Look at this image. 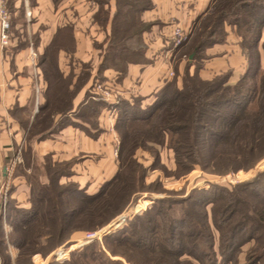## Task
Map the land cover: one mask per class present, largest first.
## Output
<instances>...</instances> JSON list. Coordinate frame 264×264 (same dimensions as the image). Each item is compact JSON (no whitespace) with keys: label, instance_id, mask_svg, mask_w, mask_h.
<instances>
[{"label":"trees","instance_id":"16d2710c","mask_svg":"<svg viewBox=\"0 0 264 264\" xmlns=\"http://www.w3.org/2000/svg\"><path fill=\"white\" fill-rule=\"evenodd\" d=\"M150 5V0L115 1L110 32L97 75L91 83L103 81L105 69L112 68L123 74L129 62L143 59L142 33L149 24L142 22L140 14ZM7 9L11 41L13 11L10 0H7ZM226 24L234 27L239 37L246 59L245 71L235 82L229 81V71L203 79L198 71L207 58L205 49L225 41ZM263 27L264 0H214L198 19L186 46L178 54L187 60L193 53L184 66L181 85L177 86L174 76L155 93L153 102L147 106H142L138 97L132 101L119 98L114 105L117 111L114 129L119 147L117 170L112 178L103 182L95 193L88 194L73 182H59L61 176L70 174L71 162H46L43 168L46 182H41L39 175H28L30 206L17 207L12 202L13 205L7 207L10 212L4 216L0 212V264L10 262L8 244L19 249L18 257L37 252L26 248L30 238L42 237L38 232L29 235L34 222L43 221L45 227L51 226L50 231L62 241L66 233L98 228L116 216L127 204L130 193L137 192L133 188L136 175L143 183L147 177L148 167L135 159L137 148L149 150L156 160L149 168H154L157 162L161 163L155 144L164 146L167 141L179 175L196 165L212 173L225 174L251 168L263 158ZM68 30L66 25V35H69ZM60 47L61 44L50 43L37 56V65L42 69L47 86L45 102L26 128L28 141L33 137L44 138L57 130L65 123L63 117L67 118L68 113L87 123L90 129H98L96 117L106 103L93 98L90 84L84 101L76 110L72 109L71 100L87 81L89 72L83 70L86 68L83 65L73 88L68 89L74 73L63 78L59 72L56 54ZM255 99L257 107L251 110L249 104ZM12 114L20 124L27 125L21 109ZM56 115L60 116L58 123L54 121ZM24 159L29 164L28 152L24 153ZM133 165L142 171L136 172ZM157 181L160 183L158 178ZM121 194L126 198L120 205H114L112 201ZM148 199L150 202L153 198ZM137 205L136 201L133 212L137 211ZM105 211L108 215L102 217ZM4 222L12 230L7 235ZM16 232L20 233V238H15ZM49 235L48 240H51L53 236ZM95 243L73 251L59 264H121L119 259L110 256H120L132 264H217L220 261L227 264L236 261L235 254L245 243H252L247 262L264 264V171L231 188L211 184L208 189L193 188L184 196L155 198L151 206L127 219L124 226L104 235L101 245ZM64 252L58 250L56 256Z\"/></svg>","mask_w":264,"mask_h":264},{"label":"crops","instance_id":"0c3cea01","mask_svg":"<svg viewBox=\"0 0 264 264\" xmlns=\"http://www.w3.org/2000/svg\"><path fill=\"white\" fill-rule=\"evenodd\" d=\"M115 1L10 0L12 39L9 46L0 48V167L11 158L17 159L16 166L20 172L13 178L14 191L9 195L17 207L30 206L28 172L38 170L40 181L46 182L43 168L48 161L51 164L71 162L70 174L61 176L59 182H73L88 194L95 193L103 182L112 178L117 170L114 157L117 144H112L117 136L113 129L117 114L114 105L119 98L132 101L138 97L141 105L147 106L153 102L155 93L173 76H176L177 86L181 85V74L193 53L187 60L183 55L178 57L188 41L178 48L179 51H173L170 40L172 30L178 26L191 33L214 0H150V7L140 14L142 22L149 24L142 33L145 46L143 59L129 62L123 74L112 68L102 72L103 81L107 84L110 81L115 86L116 99H103L93 94L94 99L106 103L96 117L98 129H90L87 123L68 113L67 118L63 117L65 123L57 130L44 138L33 137L28 141L26 128L30 126L38 107L45 102L47 86L42 69L37 65V56L50 43L61 44L56 54L57 68L63 78L74 73L68 89L73 88L82 66L86 65L84 69L89 72L88 79L71 100L72 109L76 110L97 75L110 32ZM26 9L31 12L30 21L26 18ZM66 25L70 29L69 35L64 32ZM225 31L223 43L205 49L207 58L198 71L203 79L229 71L230 82H235L245 71L246 59L235 29L226 24ZM32 52L36 54L35 60L31 59ZM192 70L191 66L190 72ZM19 109L28 121L26 126L12 114ZM54 121L58 123L60 116H54ZM26 152L29 153V164L24 159Z\"/></svg>","mask_w":264,"mask_h":264},{"label":"rangeland","instance_id":"374dc122","mask_svg":"<svg viewBox=\"0 0 264 264\" xmlns=\"http://www.w3.org/2000/svg\"><path fill=\"white\" fill-rule=\"evenodd\" d=\"M30 19H31V15H30L29 20L28 19L27 20L30 21ZM184 31L187 33L188 36H190L189 31H186V30ZM185 43H183L182 45H184ZM171 46H172V43H171ZM178 48L175 50L173 49V51H176V52L179 51ZM229 81H230V78H229ZM98 85H102V87L105 88L111 94V97L112 98L114 97V99H116V96L118 94H116V90L114 89L115 86L113 84L111 85L110 81H109V84H107L105 81L98 82V80L94 83H91L89 87L90 94L91 93L94 94V91L96 92V87ZM170 89H172V86H170ZM154 98H155V95H154ZM256 107H257V102L255 99L249 104V108L253 110V109H256ZM113 129H114V124H113ZM112 144L114 145L117 144L116 149H115V155H114L116 162H117L118 147H119L118 135L114 139V142L112 141ZM163 145L164 146L155 144V147L160 150L159 152L161 155L160 157L161 163L157 162V165H155L154 168H149L150 165L156 164V160H154L153 156L150 155L149 150L141 149V148H137L135 150L134 155H135L136 161L142 163L144 167H148L147 168L148 177H146L143 183L140 181V179L137 178V175H136V180L133 185L134 186L133 188L137 192L134 194L133 192L130 193L128 197V202L124 206V208H122L117 213L116 216L112 217L106 223H104V225L98 227L102 229L107 228L105 235L110 234L113 231L124 226L127 219L132 218L133 215H136L140 213L141 211H143L144 209H146L148 207L147 205L151 206L153 202L152 201L149 202L148 198H153L152 200L158 197L175 198L180 195L184 196L187 192H189L193 188L208 189L211 184L219 185L224 188H231L234 185L241 184L242 182H247V181L252 180L258 173L264 171V157H263L259 161H257V163L251 168L239 169L237 171L227 172L225 174L212 173L208 171L207 169H202L200 166L196 165L190 171L186 173L184 172V174L179 175V172L175 164V160H174L173 150L168 147L167 141ZM16 165H17V161L16 163H14L13 158H11V160H9L6 164H2L0 167V206H1V202L5 201L4 213L2 210H0L3 216L5 215L6 212H10V210L7 207L12 206L14 204V203L12 204L13 201H11L9 194L11 195L14 191V185H13L14 176L20 172V170L18 169ZM133 167L136 170V172L142 171V169L137 165H133ZM3 168H5V171H4V174H1V172L3 173ZM37 173H38V170H30L28 172L29 175L30 174L38 175ZM157 178L160 180V183L157 181ZM129 187H130L129 189L132 188L131 186ZM126 193L128 192L126 191ZM124 198H126L124 194H121L115 197L114 202L112 201V203H114V205H117V204L120 205ZM9 200L11 201L10 204L7 203V201ZM136 201L138 203V205L136 206L137 211L135 210L136 212H133L132 206L134 205V203H136ZM6 208H7V211H6ZM107 215H108V212L105 211L102 213L101 216L105 217ZM122 218H124V220H121ZM119 221L120 223L116 224V222H119ZM42 222L43 221H40L38 223L34 222L35 225L31 226V234H29V235H32V232H35V233L38 232V233H41L42 237L38 239L36 238L34 240L33 238L32 239L30 238V242L26 244V248H28L29 250H33V251L37 250V252L32 254L31 256H26L25 254H21L18 257L19 249L11 244H8L7 251H8V256L10 258V262H8V264H54V263L59 264L60 262L67 260L73 251H77L81 249L83 246L91 242L96 241L97 244L96 243L95 244L98 246L101 245L103 242V236L98 241L94 240V241L86 242L84 240L86 232L98 230V228L87 229V230H76L68 234L66 233L63 235L64 239L61 241L59 240L58 235L56 233H52V231H50L51 226H48L47 228L43 225ZM3 228H4L6 235L11 233L12 231L11 227L6 222H4ZM49 234L53 236L51 240H48V236H50ZM13 235L15 236V238L16 237L20 238L19 232H16ZM74 235H76V237H73ZM251 246H252V243H245L244 245H242L239 248V250H237V253L235 254L236 261L233 263H227V264H251V262L248 263L246 260L247 253L249 252ZM61 249L65 250V252L60 253L57 257L56 252H58V250H61ZM110 257L115 260L119 259L121 261V264H132V263L127 262L124 258L120 256H110ZM217 264H226V263H222V261H220Z\"/></svg>","mask_w":264,"mask_h":264},{"label":"built area","instance_id":"2783aa9c","mask_svg":"<svg viewBox=\"0 0 264 264\" xmlns=\"http://www.w3.org/2000/svg\"><path fill=\"white\" fill-rule=\"evenodd\" d=\"M26 18L29 20L31 12L30 10H25ZM10 13L7 9V2L6 0H0V48L4 49L10 44ZM187 33L180 27L175 26L172 30L171 34V43H172V49H177L180 47L183 43H185L188 40ZM36 54L34 52L31 53V59L35 60ZM36 91H38L36 89ZM99 97L103 99H108L111 97V94L102 87V85H98L96 87V92L94 91ZM37 103V101H36ZM17 159H14V163H16ZM4 207H5V201L1 202L0 210L4 213ZM107 229V228H106ZM106 229L98 228V230L90 231L85 233L84 240L86 242L88 241H94V240H100L102 236L105 235Z\"/></svg>","mask_w":264,"mask_h":264},{"label":"water","instance_id":"95a60500","mask_svg":"<svg viewBox=\"0 0 264 264\" xmlns=\"http://www.w3.org/2000/svg\"><path fill=\"white\" fill-rule=\"evenodd\" d=\"M192 58V54L189 56V59H191ZM4 171H5V168H3V174H4ZM154 200H152V202H153ZM121 220H124V218H122Z\"/></svg>","mask_w":264,"mask_h":264}]
</instances>
